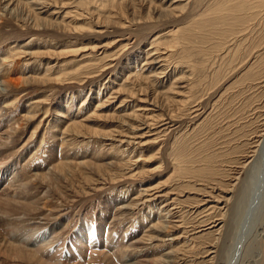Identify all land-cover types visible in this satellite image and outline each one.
Masks as SVG:
<instances>
[{
	"label": "rangeland",
	"instance_id": "1",
	"mask_svg": "<svg viewBox=\"0 0 264 264\" xmlns=\"http://www.w3.org/2000/svg\"><path fill=\"white\" fill-rule=\"evenodd\" d=\"M31 1L0 0V185L28 188L10 226L45 231L50 263L264 264V174L228 185L264 130V0Z\"/></svg>",
	"mask_w": 264,
	"mask_h": 264
},
{
	"label": "bare ground",
	"instance_id": "2",
	"mask_svg": "<svg viewBox=\"0 0 264 264\" xmlns=\"http://www.w3.org/2000/svg\"><path fill=\"white\" fill-rule=\"evenodd\" d=\"M178 0H176V1H174L173 3H176ZM245 1V0H244ZM251 1V0H250ZM263 1V0H262ZM264 2V1H263ZM251 4H250V9H249V11L250 12H252L251 13V17H253L254 16V12H253V9H254V1L252 0L251 2H250ZM29 4V3H28ZM30 4H32V5H35V7H40V5H42V4H44V2H42V1H31L30 2ZM178 4V3H177ZM244 4V3H243ZM241 5V4H240ZM27 6V5H26ZM29 6V5H28ZM222 6V5H221ZM226 6V5H225ZM260 6V5H259ZM263 6V5H262ZM42 7V6H41ZM224 7V6H223ZM36 8V9H37ZM245 8V7H244ZM248 8V7H247ZM186 9H187V5H185L184 4V6H180V7H178L177 8V10H185L186 11ZM229 9V8H228ZM246 9V8H245ZM35 10V9H34ZM34 10H33V12H34ZM175 10V9H174ZM174 10H171L172 11V13L174 14H176L177 12L175 11L174 12ZM227 10V9H226ZM7 11V10H6ZM36 11V10H35ZM224 11V9L222 8V10L221 9H218L217 11H215V12H218V13H221V12H223ZM35 13V12H34ZM181 14V13H180ZM212 14V13H211ZM209 15V14H208ZM207 15V16H208ZM247 15V14H246ZM35 16H38V14H36L35 13ZM209 17V16H208ZM248 17V16H247ZM181 18V17H180ZM245 19V18H244ZM36 20H37V22H43V21H41L42 20V18L41 19H39V18H36ZM246 20V19H245ZM255 19L254 18H252V21H251V23H253V21H254ZM34 23H36V22H34ZM46 23V22H45ZM45 23H43L44 25H46ZM222 23V22H221ZM226 23V22H225ZM222 25V24H221ZM35 26V25H34ZM37 28H38V26H36ZM49 27H51V26H49ZM53 27V26H52ZM202 27V26H201ZM200 27V28H201ZM210 27V26H209ZM201 30V29H200ZM199 30V31H200ZM232 31H233V29H232ZM208 37V36H207ZM253 45H255L254 43H253ZM252 45V46H253ZM256 47V46H255ZM253 49H254V47H253ZM253 49H251V51H253ZM247 50V49H246ZM248 51H250V50H248ZM245 53V52H244ZM250 54V53H249ZM249 54H248V56H246V57H249ZM252 54V53H251ZM243 58V57H242ZM257 61L254 63V64H256V63H258L259 64V62H258V59H256ZM243 63V62H242ZM254 64H253V66H254ZM258 64H257V68L259 67L258 66ZM260 65V64H259ZM262 65V64H261ZM261 65H260V67H261ZM264 66V65H263ZM262 66V67H263ZM255 67V66H254ZM253 67V68H254ZM260 67L258 68V70H260ZM256 68V69H257ZM264 68V67H263ZM263 68L260 70V71H262L263 70ZM252 69V68H251ZM256 69H252V71L249 69V71L252 73L253 71H255ZM257 70V71H258ZM251 73H249V74H251ZM257 74V73H256ZM259 74H257L256 76H258ZM264 75V74H263ZM263 75H262V77H263ZM252 76V75H251ZM254 76V75H253ZM259 77V76H258ZM257 77V78H258ZM244 78V77H243ZM259 78H261V76L259 77ZM261 80H262V78H261ZM258 81H260V80H258ZM257 81V82H258ZM262 82V81H261ZM260 82V83H261ZM263 83V82H262ZM8 84V83H7ZM264 84V83H263ZM5 85V84H4ZM246 85V84H245ZM255 85H256V83H255ZM262 85V84H261ZM252 86V85H251ZM246 87V86H245ZM258 87V86H257ZM249 88H251V87H249ZM240 89V88H239ZM245 89V88H244ZM257 89V88H256ZM241 90V89H240ZM256 93V92H255ZM248 95V94H247ZM246 97H248V96H245V98ZM254 97V96H253ZM256 99H257V96L255 97ZM242 99V98H241ZM259 100V99H258ZM242 102V101H241ZM243 103V102H242ZM259 105V104H258ZM257 105V106H258ZM248 106V105H247ZM251 106V105H250ZM255 107V106H254ZM260 107V106H259ZM245 110V109H244ZM1 111H2V113L4 112V109H2V107H0V130L1 131H3V128H2V126L4 125L3 124V119L1 118ZM257 112H258V110H256ZM255 111V112H256ZM241 112V111H240ZM243 112V111H242ZM260 112H261V110H260ZM250 113H251V111H250ZM254 114V113H253ZM256 114V113H255ZM239 116H241V115H239ZM256 116V115H255ZM257 117V116H256ZM240 118V117H239ZM258 118V117H257ZM256 118V119H257ZM261 118V117H260ZM255 121V120H254ZM260 125V124H259ZM258 129L257 130H259L260 128L259 127H257ZM256 129V128H255ZM5 132H7V131H5ZM258 133H259V136H256V141L255 142H253V143H255V145L252 147V150H249V152H247L246 153V155H243L244 157H243V160L241 161L240 159V161H241V163H240V167H237L236 169H234L232 172H231V174L229 175L230 176V182H229V187L233 184V185H235V182H236V178H235V176L236 175H238V174H240V172L242 171V169H245V168H249V170H254V169H256L257 170V174H256V180H258V179H260L259 178V176H262L263 174H264V161H263V159H264V130H262V126H261V129L259 130V131H257ZM263 132V133H262ZM254 133H256V131L254 132ZM253 133V134H254ZM7 134V133H6ZM6 134H4V133H2V134H0V168H2V169H4V171L5 172H3L2 170H0V180L2 181V183H3V181L5 180L4 179V176H5V174H6V172L8 173V171L10 170V169H12V163H10V161L8 160V161H5L4 159H2L3 157H2V153L4 152V147H6L5 146V144L4 143H6V141L5 140H7L8 138H5V136H3L2 137V135H6ZM11 134H12V132H11ZM244 134V133H243ZM8 135V134H7ZM6 135V136H7ZM247 136V135H246ZM10 137V136H9ZM11 137H12V135H11ZM12 138H14V137H12ZM14 140V139H13ZM12 140V141H13ZM10 141V140H9ZM253 141V140H252ZM11 142V141H10ZM9 142V143H10ZM250 143V142H249ZM252 143V142H251ZM250 143V144H251ZM249 144V145H250ZM247 146V145H246ZM8 147H9V145H8ZM251 147V146H250ZM207 154H208V152H207ZM215 154V153H214ZM222 154V153H221ZM216 155V154H215ZM214 155V156H215ZM219 155V154H218ZM216 157V156H215ZM218 157H220V156H218ZM259 159H260V161H259ZM225 161H226V159H224ZM238 160V161H239ZM12 161V160H11ZM220 161V160H219ZM225 161H223V162H225ZM230 161V160H229ZM235 162V161H234ZM237 162V161H236ZM239 163V162H238ZM237 163V164H238ZM8 164H10V165H8ZM231 164V163H230ZM237 164H236V166H237ZM7 165L9 166L8 168H7ZM65 165H63V164H61V165H59L57 168H58V170H60V169H63V167H64ZM231 166V165H230ZM15 168V167H14ZM56 168V167H55ZM231 168V167H230ZM211 169V168H210ZM227 169H228V166H227ZM206 171H208V170H206ZM245 170H243V172H244ZM225 172V171H224ZM242 172V173H243ZM10 173V172H9ZM11 173H12V171H11ZM209 173V172H208ZM220 173V172H219ZM218 173V174H219ZM247 173V172H246ZM248 173H250V172H248ZM253 174H254V172H253ZM206 175V174H205ZM204 175V176H205ZM209 175V174H208ZM226 175H228V174H226ZM258 175V176H257ZM12 176V175H11ZM194 176H196L195 175V173H194ZM200 176V175H199ZM214 176V175H213ZM254 176V175H253ZM15 178H13L12 180H10V178H9V180L11 181V182H8L7 184H8V186H11V187H8L7 186V188H6V186H4V187H2L3 185H0V227L1 226H3L2 228L5 230L4 231V234H5V236L8 238V240H7V238L5 237V240L1 237L0 238V253H1V255L3 254L7 259L9 258L10 260H14V261H21V260H24V262L26 261V262H28L29 264H57V263H53V262H48V260H47V262L46 261H43L40 257H44L45 256V251H42V252H39V250H37V246L38 245H36V243L37 242H40V241H43L44 239H45V236L46 235H44V233H45V231H37V230H34V229H32V230H34V231H28V232H26V233H20L19 232V229H21L22 227L21 226H18V225H16V223H15V225L16 226H14V227H12V225L10 226V224L11 223H14L13 221L14 220H16V219H14L15 217H17V216H15V215H12V213H14L15 212V207H20L21 206V208H23L22 206H27V204H25V203H22V201H21V199H22V195H24L25 193H26V189H28L27 187H26V184H18L19 182V176H14ZM196 177H198V175L196 176ZM209 177V176H208ZM228 177V176H227ZM2 178V179H1ZM7 178H8V176H7ZM193 178H195V177H193ZM201 178H203V177H201ZM251 178H253L252 176L250 177V179ZM198 179H199V177H198ZM196 180V179H195ZM209 180V179H208ZM218 180V179H217ZM255 180V181H256ZM221 181V180H220ZM227 181V180H226ZM261 181V183H262V180H260ZM253 183H254V181H253ZM263 185L262 186H264V183H262ZM260 186V184L257 182L256 183V186ZM228 187V186H227ZM228 187V188H229ZM218 188V187H217ZM217 188H213V190L214 189H216V191H219V194H226L227 196H225V197H223V196H216V197H213L214 195H212V193L211 194H207L205 197H203V198H209V199H211L212 200V202H215L217 205L216 206H218V205H225L229 200H230V197H229V195L228 194H230L231 192H232V190L231 189H227L226 191H220L219 189H217ZM231 188V187H230ZM212 189V188H211ZM261 189H263V190H261V192L263 193V198H262V195H261V200L260 201H258L259 200V198H258V200H257V204L255 205V209L258 211H256V213H255V215L253 216V217H255L256 218V216H257V214H259L261 211L260 210H262L263 209V206H264V187H261ZM213 190H211V191H213ZM29 191V190H28ZM215 191V192H216ZM11 193H15V194H13V195H11ZM16 193H17V195H20V200L19 201H16L15 199H13V198H15V196H16ZM29 194V193H28ZM192 194V193H191ZM155 195V194H154ZM188 195H190V194H188ZM209 195V196H208ZM232 195V194H231ZM13 199V200H15V201H11L10 199ZM155 198V197H154ZM203 198H201L203 201L205 200V205H206V203H209V202H207L206 201V199H203ZM16 199H18V198H16ZM29 199V198H28ZM163 200V199H162ZM211 204V203H210ZM12 207V209H10ZM198 207V206H197ZM215 207V206H214ZM25 209V208H24ZM22 210V209H21ZM14 211V212H13ZM18 211V210H17ZM18 214V213H17ZM13 216H15L14 218H13ZM24 216V215H23ZM22 216V217H23ZM259 216V215H258ZM169 218H172L173 217V215L172 214H170L169 216H168ZM18 221V220H17ZM221 221H222V219H219V220H215V221H213L211 224L213 225L212 227L213 228H215L216 229V231H220L221 230V228H222V226H220L219 224L221 223ZM172 222V221H171ZM170 221H167V223L166 224H164V223H159L158 225H157V228H156V232L159 234V235H161V234H164V233H166L167 234V231L169 230L170 232L171 231H176L177 229H180V228H182L181 226H175V225H173L172 223H171ZM247 222H248V220H247ZM18 224V223H17ZM210 225V224H209ZM220 226V227H219ZM21 227V228H20ZM211 227V226H210ZM209 227V228H210ZM205 228V227H204ZM247 228V227H246ZM1 229V228H0ZM184 229V228H183ZM241 230V229H240ZM21 231V230H20ZM244 232V231H243ZM237 235V234H236ZM3 236V235H2ZM15 237V238H14ZM17 238H20V240L19 239H17ZM76 241L78 240V243L80 244V245H82V248L81 247H79V246H77V248H76V253H74L73 252V254H74V256L73 255H71V256H73V257H76L77 255H79V253H81L82 252V250L84 251V249H85V246L87 247L88 245H91L92 244V242L93 241H95L96 239H95V237L93 236V235H89V234H87V230L84 228V227H81V229H80V232L78 231V233H77V236H76ZM237 238V237H236ZM179 239H182V236L181 237H179V238H172V239H170L169 241H177V240H179ZM239 240V239H238ZM237 240V241H238ZM244 239H242V241H243ZM150 241H151V239H150ZM164 242V241H163ZM239 242V241H238ZM237 242V243H238ZM47 243H49V242H47ZM238 245V244H237ZM44 246V245H43ZM42 247V246H41ZM48 247V246H47ZM237 247H239V246H237ZM242 247V246H241ZM240 247V248H241ZM28 248H30L29 250H28ZM49 248V247H48ZM39 249V248H38ZM42 250H44V249H42ZM45 250H47V249H45ZM81 250V251H80ZM238 252V251H237ZM174 253L175 252H169L168 254H166L165 256L168 258V257H170L171 255H174ZM49 255V254H48ZM47 255V256H48ZM51 255V254H50ZM241 255V254H240ZM236 256H237V254H236ZM71 258V257H70ZM41 259V260H40ZM72 259V258H71ZM239 259V258H238ZM50 260V259H49ZM52 260V259H51ZM53 261V260H52ZM27 263V264H28ZM67 264V263H66Z\"/></svg>",
	"mask_w": 264,
	"mask_h": 264
}]
</instances>
